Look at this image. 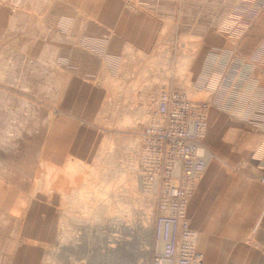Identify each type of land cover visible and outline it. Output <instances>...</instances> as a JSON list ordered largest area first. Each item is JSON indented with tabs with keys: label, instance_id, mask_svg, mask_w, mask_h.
<instances>
[{
	"label": "rangeland",
	"instance_id": "rangeland-1",
	"mask_svg": "<svg viewBox=\"0 0 264 264\" xmlns=\"http://www.w3.org/2000/svg\"><path fill=\"white\" fill-rule=\"evenodd\" d=\"M81 10L148 14L157 28L149 52L99 32ZM3 15L0 264H159L155 190L130 201L128 182L100 187L140 174L142 151L133 156L122 146L139 142L150 104L162 90L204 102L206 121L214 110L264 127V101L250 58L232 48L264 16V0H0V24ZM101 21L107 26L115 20ZM216 33L232 49L213 52L214 68L202 88L195 79L203 72L207 45L223 42ZM85 34L101 35V51L82 42ZM68 44L91 51L87 77L98 91L62 66ZM203 148L209 162L213 154ZM110 168L117 172L103 176ZM258 180L264 185V173ZM113 192L117 206L102 222L93 212H103ZM30 204L36 206L32 211ZM221 233L220 225L212 227L211 238Z\"/></svg>",
	"mask_w": 264,
	"mask_h": 264
},
{
	"label": "crops",
	"instance_id": "crops-1",
	"mask_svg": "<svg viewBox=\"0 0 264 264\" xmlns=\"http://www.w3.org/2000/svg\"><path fill=\"white\" fill-rule=\"evenodd\" d=\"M65 1L116 3L121 0ZM81 15L93 20L89 23L99 32L109 31L112 36L145 53L149 52L157 31L151 26L153 19L145 13L121 16L116 11L81 10ZM103 18L115 21L108 25L105 23V26L101 21ZM1 19L0 33L5 29L4 15ZM259 20L232 48L234 52L250 58L256 75V93H260L264 101V16ZM100 36L85 34L82 42L89 49L91 47V51L99 52ZM214 37L223 42L218 46L207 45L208 53L202 69L205 74L202 72L203 75L199 74L195 79L202 88L208 87L206 74L214 68L213 52L224 50L226 55V51L232 49L224 37L218 33ZM63 51L65 55L61 64L68 74L77 75L85 86L89 84L88 87L94 89L92 91H98L92 88L94 86L90 85L87 77L90 67V58L86 55L88 49L75 50L68 44ZM201 144L213 157L189 199L186 216L190 228L197 233L196 249L203 254L202 264H264V185L258 180L264 173V127L242 118L226 119L224 113L218 115L213 110L209 113ZM29 206L30 211L36 207L35 204ZM209 211H214L213 216ZM219 225L222 227L221 236L211 238L212 227Z\"/></svg>",
	"mask_w": 264,
	"mask_h": 264
},
{
	"label": "built area",
	"instance_id": "built-area-1",
	"mask_svg": "<svg viewBox=\"0 0 264 264\" xmlns=\"http://www.w3.org/2000/svg\"><path fill=\"white\" fill-rule=\"evenodd\" d=\"M206 112L204 102L189 100L179 91L162 90L150 104L147 120L137 136L145 155L140 179L154 186L157 194L159 264H202L186 207L207 167V151L201 144Z\"/></svg>",
	"mask_w": 264,
	"mask_h": 264
},
{
	"label": "bare ground",
	"instance_id": "bare-ground-1",
	"mask_svg": "<svg viewBox=\"0 0 264 264\" xmlns=\"http://www.w3.org/2000/svg\"><path fill=\"white\" fill-rule=\"evenodd\" d=\"M125 142V141H124ZM128 142V141H127ZM123 148H125L126 149V151H125V153L126 154H132L133 155V153L137 150V148H140V145H139V143L138 142H134V141H132L131 143H128V144H125L124 146H122ZM203 147V146H202ZM201 147V148H202ZM203 149V148H202ZM129 152V153H128ZM133 156H135V155H133ZM141 156V158L142 159H140V161H141V163L143 162V161H145V155L142 153V155H140ZM206 156H207V158H210L211 156H210V154H208V153H206ZM130 159H128V161H129V165L131 166V163H132V165H133V167L134 168H136V164H137V161L135 160V158L133 157V159H132V157H129ZM119 164H118V167L119 168H121V165L122 164H124L123 162H118ZM208 163V162H207ZM126 164L127 163H125V165L124 166H126ZM117 167V168H118ZM119 168H118V170H119ZM123 168V167H122ZM121 168V169H122ZM126 168H127V166H126ZM93 172V171H92ZM91 172V173H92ZM117 171H116V168L115 169H104V170H102V175L103 176H105V177H109V176H111L113 173H116ZM126 173V172H125ZM127 175H128V173H126ZM95 176V174H91V176ZM126 175V176H127ZM125 176V177H126ZM96 177V176H95ZM94 177V178H95ZM128 177V176H127ZM86 178H88V177H86ZM124 179H126V178H124L123 176L122 177H120V180L118 179V181L117 182H115L114 180H111V182L113 181L114 182V184H112V183H108L109 185H107V184H103L102 183V186L100 187L101 189H103V190H105V188H106V186H109V187H111V188H114L113 186L115 185V184H118L119 182L121 183H123V182H128V186L130 187V198H131V200L130 201H135V198H133L134 197V194H137V195H142V196H147V195H149L150 193H151V191L152 190H155L156 191V189H155V187L153 186V187H149L147 184H145L144 182H142V180L140 179V174H138V175H136V174H133L132 176H130L129 175V177L127 178V180H124ZM91 180V179H90ZM86 182V181H85ZM89 182V181H88ZM84 183V182H83ZM94 183V182H93ZM86 184H88L87 182H86ZM90 184V183H89ZM95 184V183H94ZM85 185V184H84ZM90 185H92V184H90ZM90 185H87L88 187H90ZM86 186V185H85ZM148 186V187H147ZM84 187V186H83ZM92 188H93V186H92ZM110 188V189H111ZM84 189V188H83ZM91 189V188H90ZM95 189V188H94ZM100 189V190H101ZM109 189V190H110ZM140 189V190H139ZM150 189V190H149ZM82 190V189H81ZM88 190H89V188H88ZM107 190V189H106ZM138 190H139V192H138ZM115 191V190H114ZM155 191H154V193H155ZM80 192V191H79ZM86 192V191H85ZM87 193V192H86ZM111 193V192H110ZM113 193H115V192H113ZM95 194V193H94ZM145 194V195H144ZM64 196V195H63ZM112 196H117L116 195V193L115 194H111V197L108 199V201L106 202L107 204L105 205V207H104V211L103 212H99V213H97V211L95 210V213L93 212V214H95V215H97V218H98V220H100V221H104L105 220V218L106 217H110L111 215H112V213H113V210L115 209V207L117 206V204L116 203H118V201H117V199L116 200H112ZM124 196V195H123ZM150 196V195H149ZM97 197V196H96ZM151 197V196H150ZM80 198V197H79ZM117 198V197H116ZM129 198V199H130ZM87 199V198H86ZM81 200V199H80ZM82 201V200H81ZM96 201H97V199H96ZM102 202H103V200H101ZM84 203H85V201H84ZM105 203V202H104ZM128 210H131V212H132V215L133 214H135V210L133 209V208H127ZM196 234V233H195Z\"/></svg>",
	"mask_w": 264,
	"mask_h": 264
}]
</instances>
